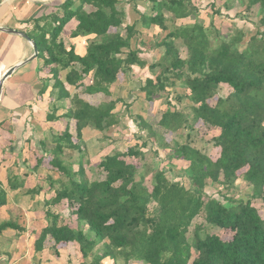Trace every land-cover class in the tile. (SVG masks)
<instances>
[{
    "label": "trees",
    "instance_id": "16d2710c",
    "mask_svg": "<svg viewBox=\"0 0 264 264\" xmlns=\"http://www.w3.org/2000/svg\"><path fill=\"white\" fill-rule=\"evenodd\" d=\"M148 3L144 11L136 3L133 9L142 27L159 28L153 33L152 47L139 38L136 21H126L120 0H65L57 11L34 18L33 30L27 32L37 46V57L51 74L39 92L53 80L57 100H68L63 116L75 120V135L67 122L64 130L53 135V148H42L49 155L48 173L43 177L48 188L37 183L26 190L33 198L39 193L44 196L46 223L36 234L35 251L42 252L48 239L56 255L62 245L73 244L81 259L92 258L90 264H102L103 259L112 264H264V217L253 204L260 200L264 205V29L260 28L264 26V0H225L221 5L206 0L214 16L223 15L224 8L227 13L235 9L234 16L248 19L256 7L260 27L248 39L238 25L222 32L213 16L205 25L194 0ZM189 17L194 22L176 23ZM72 18L77 23L68 35L85 38L83 53L60 37ZM42 19L44 25L39 24ZM149 48L162 51L148 63L151 75L139 80V94L153 102L179 86L184 92L173 97L187 99L188 111L166 96L167 107L154 121L136 114L133 121L137 131H146L145 140L103 155L96 165L103 178L92 179L85 166L83 129L99 132L100 141L116 140L110 129L123 124L130 103L114 97L111 87L121 74L132 72L134 65L145 64L140 55ZM222 84L227 94L217 96ZM214 97L215 103L210 104ZM197 121L219 129L218 135L207 143L199 141L192 132ZM165 131L173 135L170 141ZM152 139L158 148H169L172 158L188 162L186 167L176 169L170 163L166 169L156 160L146 162L144 147ZM209 143L220 148L215 160L208 154ZM66 150L77 152V168L64 157ZM148 150L157 156L158 149ZM41 162L39 158L32 170ZM149 175L151 187L145 182ZM24 181L9 177L7 184L14 190L25 187ZM242 186L250 188L246 198L236 195ZM212 188L217 197L209 192ZM64 200L69 221L55 211ZM6 202L7 193L0 184V208ZM199 217L202 221L198 222ZM210 228L229 230L232 236L222 239L210 233ZM6 229L17 235L26 231L12 219L0 220V233Z\"/></svg>",
    "mask_w": 264,
    "mask_h": 264
},
{
    "label": "rangeland",
    "instance_id": "374dc122",
    "mask_svg": "<svg viewBox=\"0 0 264 264\" xmlns=\"http://www.w3.org/2000/svg\"><path fill=\"white\" fill-rule=\"evenodd\" d=\"M216 3L223 4L222 0H215ZM206 4V1L203 2L202 5ZM201 14L203 16V23L207 25L209 21L211 20V17L214 15L211 14L213 8L209 6H202ZM223 15H216L214 17V22L216 23V26L221 29L222 32H225L226 29L232 28L233 25H238L239 27L243 28V30L246 33V38L259 29V19L260 17L257 15V8L254 7L248 14V19H240L237 16H234V10L229 11L228 13L224 8ZM226 14H230L227 16ZM232 14V16H231ZM206 15V16H205ZM211 15V16H210ZM193 20H177V24H184L185 23H191ZM261 30L264 29V26L260 27ZM159 28L155 27L154 31H158ZM151 30V32H154ZM150 29L147 30L143 36H145V41L147 42L148 35H150ZM150 40V39H149ZM153 41H151L150 44H146V47L151 45ZM159 52L162 51V49L158 50ZM180 53L182 57L186 56V51L184 49V46H180ZM159 54L157 52H150L147 51L145 54H142V57L145 61L144 69H132V72H127L124 74H121L118 79L117 87L113 88V96H120L125 101L130 103V110L127 112L124 116V121L118 127L110 129L111 131V137L113 139H116L114 142H110L111 139L108 141H100V133L96 130L90 129L89 133H85L86 138V153L84 152V160L87 173L89 176L94 178H103V174L98 170L96 167L97 163L100 161L101 157L105 154L114 153L117 151H125L129 146L131 145H140L143 140L146 138V131L139 132L137 131L136 125L134 123V116L136 114L142 115L144 118L154 121L155 115L160 111L164 110L167 107L166 103V93L164 94V97L159 98L153 102L147 101L143 98V95L139 94L138 85L137 83L138 76H150L151 73L147 69V64L151 61L155 60ZM136 73V74H135ZM137 80V81H136ZM171 92L169 96H167L169 99L172 98V104L177 106L184 110L188 111V104L189 101L187 99H184L182 101H178V99H175L173 96L177 95L176 93H182L184 92V89L181 87H176L169 89ZM227 94V86L221 85L220 89L218 91L217 96H224ZM216 96V97H217ZM216 97L209 100L210 104H214ZM90 100H93L96 102L98 100L96 97H89ZM167 99V98H166ZM175 103V104H174ZM120 105H118L119 108ZM194 130L192 131L193 134L197 135V138L199 141H204L205 143L209 142L212 137L218 135L219 129L213 128V127H206L202 124L201 121H197L194 124ZM72 135H75L74 132V126L71 125ZM165 139L166 141H170L173 138V135L169 133L168 131H165ZM198 145H201V142H197ZM149 147H152L154 149H158L157 156L150 155ZM146 162L151 163L153 160H156L159 163V166L164 167L167 169V166L170 163H173L176 165V169L184 168L188 164V162L182 160V159H175L171 156V150L169 148L165 147H157L156 142L154 139H152L148 145L144 147ZM207 151L209 156L215 160L220 153V148L212 146L211 143H209L207 147ZM78 156L77 152L68 151L64 153V157L70 161H73V167L77 168L76 164V157ZM48 160V158H47ZM134 162L140 160V159H132ZM140 160L139 162H141ZM47 162V161H46ZM143 162V161H142ZM46 166V164L44 165ZM42 165V168H44ZM14 172L15 169H12ZM11 172V173H13ZM56 175L55 173L53 174ZM10 179L14 178H20L18 175L14 177L9 176ZM37 177V176H36ZM0 184L1 186L6 190L7 193V202L4 206L0 208V220H6V219H12L16 222H18L21 226H24L26 229H28V234L23 235H13V229L9 230L6 229L4 231V234L0 233V264H12L14 262H17L16 264H90L92 258L87 259H81L80 254L77 252L74 245H62L59 247V254L56 255L54 253V250L51 248V243L47 239L44 243V249L42 252H36L35 246L33 244L34 238L36 234L40 231V228L43 224L46 223V214H45V206L43 204L44 197L43 195L36 194L33 197H30L28 194L26 195V188L22 189L19 192H15L11 190L8 186V184L5 181V174L4 169L2 170L0 167ZM44 179V178H43ZM42 178L37 179L39 184L43 187V189L48 188V183L46 180H43ZM146 185L148 187H151V175H149L146 178ZM30 182H26V185H30ZM241 192H236L237 197L241 196H247V194H250V188L242 186ZM209 189V188H208ZM216 188H212V190H209V192H214V195L217 197V194L215 193ZM235 191V190H233ZM52 193V191H49L47 196H49ZM33 198V199H32ZM65 200L62 203L63 207H58L55 211L61 212L65 218H68V211L66 210L65 206ZM253 204L258 208L259 213L262 217H264V205L260 200H254ZM69 221V218L67 219ZM196 221H202V218L199 217L196 219ZM72 226H75L74 221H70ZM32 229H36V234L32 233ZM15 232V231H14ZM210 233L218 234L222 239H229L232 236V232L226 229H217V228H210ZM102 264H112V261L110 259H103ZM15 264V263H14ZM133 264H143L140 261H135Z\"/></svg>",
    "mask_w": 264,
    "mask_h": 264
},
{
    "label": "crops",
    "instance_id": "0c3cea01",
    "mask_svg": "<svg viewBox=\"0 0 264 264\" xmlns=\"http://www.w3.org/2000/svg\"><path fill=\"white\" fill-rule=\"evenodd\" d=\"M64 1L65 0H0V27L14 28L27 33L33 30L35 25L34 18H39L53 11H57L60 8V4ZM194 1L200 9V16L203 17L201 14V7L206 5H202L206 0ZM224 1L225 0H222V3ZM76 2H78V0H76ZM120 3L125 7L126 21L129 23L136 21V27L141 30L139 38L147 39L143 35L149 28L146 29L141 26L140 22L137 21L139 15L133 8L136 3L137 8L144 11L149 6L148 0H135L134 3L132 0L131 2L128 0H120ZM216 4L221 5L219 3ZM188 19L194 22V19L190 17ZM177 20L185 21L187 18ZM44 23L43 19L39 21L40 25H44ZM76 23L77 21L72 18L65 25V31L61 33L60 37L64 39L66 44H73L77 53H83L85 51V38L69 37L68 35L71 29L75 27ZM152 27L150 32L151 30L154 31L156 26ZM158 31L151 32L150 35H148L150 39L147 40L148 44L155 38L153 33L156 34ZM46 37H49V35L46 34ZM133 44H135V40ZM147 47L152 46L149 45ZM158 50L157 48L144 49L142 54H145L147 51L157 52L159 54ZM33 52L31 42L19 34L0 30L1 70L5 71L18 62L30 58ZM142 54L140 55L141 57ZM135 68L143 70L144 66L134 65L133 69ZM147 69L149 70L148 64ZM65 73L66 70L60 72L61 79L63 80ZM50 75L49 68L43 66L42 59L35 57L17 68L3 82L0 95V167L2 170L4 169L6 183L11 175H18L25 179V187L14 189L13 191L15 192H19L24 188H30L34 184L39 183L37 179H43L44 175L48 173L46 167L48 165L47 158H49V155H46L43 149L50 150L53 148V135L64 130L67 122L70 132L72 133L71 125L74 126L75 132V120L63 116L68 108V100H57V90L52 86L53 80L49 79L46 90L43 93L39 92L42 87V81L44 79L47 80ZM136 76H138L137 80H141L142 82L147 77H141V75L137 74ZM117 83L118 81L111 87L112 93L113 88L117 87ZM137 83H139V81H137ZM66 87L67 89L71 88L67 84ZM90 129V127L83 129L84 137L85 133H89ZM43 155L46 156L43 157ZM39 158H42V162L40 167L34 171L32 167L37 164ZM45 164L46 166H44ZM42 165L44 168H42ZM12 169H15V171L13 172ZM57 176L56 174L54 177ZM26 182H30L31 184L26 185ZM4 231L2 234H4ZM14 231L15 230H13V235L15 236L17 232ZM23 234L29 236L28 229L19 235L21 236ZM14 263L16 264L17 262Z\"/></svg>",
    "mask_w": 264,
    "mask_h": 264
},
{
    "label": "water",
    "instance_id": "95a60500",
    "mask_svg": "<svg viewBox=\"0 0 264 264\" xmlns=\"http://www.w3.org/2000/svg\"><path fill=\"white\" fill-rule=\"evenodd\" d=\"M0 30L2 31H6V32H10V33H15V34H19L20 36H22L23 38H25L26 40H28L29 42L32 43V46H33V54L30 58L26 59V60H22L20 62H18L17 64L9 67L8 69H6L1 78H0V95H1V92H2V87H3V82L4 80L12 73L14 72L17 68H19L20 66H22L23 64H25L26 62H28L29 60L37 57L38 55V50H37V46L36 44L34 43V41L27 35V33H25L24 31H20V30H17V29H14V28H8V27H0Z\"/></svg>",
    "mask_w": 264,
    "mask_h": 264
},
{
    "label": "built area",
    "instance_id": "2783aa9c",
    "mask_svg": "<svg viewBox=\"0 0 264 264\" xmlns=\"http://www.w3.org/2000/svg\"><path fill=\"white\" fill-rule=\"evenodd\" d=\"M3 72H4V70H1V69H0V78H1V76H2V74H3Z\"/></svg>",
    "mask_w": 264,
    "mask_h": 264
}]
</instances>
